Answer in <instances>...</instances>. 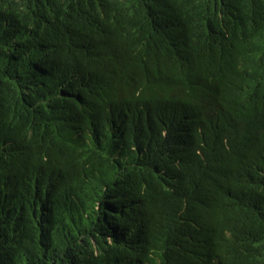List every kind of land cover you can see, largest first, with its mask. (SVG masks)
Listing matches in <instances>:
<instances>
[{"label":"trees","instance_id":"16d2710c","mask_svg":"<svg viewBox=\"0 0 264 264\" xmlns=\"http://www.w3.org/2000/svg\"><path fill=\"white\" fill-rule=\"evenodd\" d=\"M0 264H264V0H0Z\"/></svg>","mask_w":264,"mask_h":264}]
</instances>
